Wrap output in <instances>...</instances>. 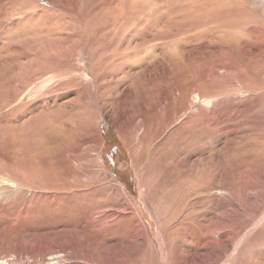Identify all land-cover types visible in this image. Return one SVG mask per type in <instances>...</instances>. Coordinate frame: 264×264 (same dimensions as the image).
Listing matches in <instances>:
<instances>
[{
  "label": "rangeland",
  "instance_id": "rangeland-1",
  "mask_svg": "<svg viewBox=\"0 0 264 264\" xmlns=\"http://www.w3.org/2000/svg\"><path fill=\"white\" fill-rule=\"evenodd\" d=\"M206 252L264 264V0H0V260Z\"/></svg>",
  "mask_w": 264,
  "mask_h": 264
},
{
  "label": "bare ground",
  "instance_id": "bare-ground-1",
  "mask_svg": "<svg viewBox=\"0 0 264 264\" xmlns=\"http://www.w3.org/2000/svg\"><path fill=\"white\" fill-rule=\"evenodd\" d=\"M195 103L196 102H203V101H206V99L205 100H202V98H201V95L199 94V93H197L196 95H195ZM133 101V100H132ZM209 102V101H208ZM193 105V104H192ZM193 108V107H192ZM185 112L186 111H183V116H185ZM189 113V112H188ZM182 114V113H181ZM177 118V117H176ZM183 118V117H182ZM177 120H180V118L179 119H177ZM102 150V149H101ZM143 193V192H142ZM144 194V193H143ZM222 228V227H221ZM218 229H220V228H218ZM223 229H225V228H222V229H220V231L219 232H221V231H223ZM218 231V230H217ZM223 232H225V230L223 231ZM229 236V235H228ZM226 237V236H225ZM213 239V238H212ZM222 239V238H221ZM214 240V239H213ZM217 240H219V241H221L220 239H217ZM215 242V241H214ZM216 243V242H215ZM217 243H218V241H217ZM208 243H206L205 245H207ZM228 244H229V242L228 241H224L223 242V244H221L220 246H223V248L224 247H226V246H228ZM210 245V244H209ZM204 249V251H209L207 248H203ZM226 249V248H225ZM179 250V249H178ZM159 251V250H158ZM222 252V251H221ZM226 253H227V251H226ZM219 255H221V253H217V254H213V253H211V252H206L205 253V257H208L207 259H206V262H205V264H219L220 263V258H219ZM203 256V255H202ZM201 256V257H202ZM204 257V256H203ZM175 258V257H174ZM13 259L14 258H7L6 260H7V262L10 264V263H12L13 262ZM192 259V258H191ZM202 259H205V258H202ZM225 258H223V260H224ZM175 264V263H174ZM184 264V263H183ZM224 264V263H223Z\"/></svg>",
  "mask_w": 264,
  "mask_h": 264
},
{
  "label": "built area",
  "instance_id": "built-area-1",
  "mask_svg": "<svg viewBox=\"0 0 264 264\" xmlns=\"http://www.w3.org/2000/svg\"><path fill=\"white\" fill-rule=\"evenodd\" d=\"M6 259L7 258H4L2 261L0 260V264H9Z\"/></svg>",
  "mask_w": 264,
  "mask_h": 264
}]
</instances>
